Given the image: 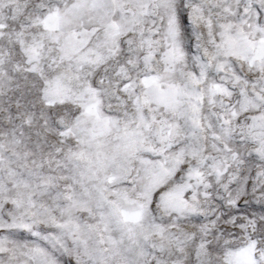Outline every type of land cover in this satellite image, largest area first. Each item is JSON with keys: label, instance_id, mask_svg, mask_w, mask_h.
I'll return each mask as SVG.
<instances>
[{"label": "snow or ice", "instance_id": "obj_1", "mask_svg": "<svg viewBox=\"0 0 264 264\" xmlns=\"http://www.w3.org/2000/svg\"><path fill=\"white\" fill-rule=\"evenodd\" d=\"M0 264H264V0H0Z\"/></svg>", "mask_w": 264, "mask_h": 264}]
</instances>
